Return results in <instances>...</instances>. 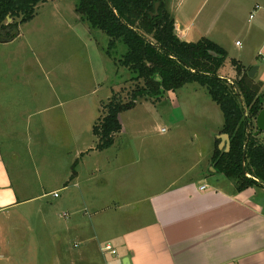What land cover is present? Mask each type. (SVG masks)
Segmentation results:
<instances>
[{
	"label": "rangeland",
	"instance_id": "374dc122",
	"mask_svg": "<svg viewBox=\"0 0 264 264\" xmlns=\"http://www.w3.org/2000/svg\"><path fill=\"white\" fill-rule=\"evenodd\" d=\"M79 1L46 0L32 20L17 21L13 41L0 40V143L4 154L15 151L7 155L8 161L21 166V184L26 187L21 199L36 198L21 205L19 213L20 243L12 248L21 250V264H82L78 257L88 244L70 227L79 221L90 232L91 209L84 208L79 190L72 187L76 178L80 190L94 188L88 180L104 175L110 176L113 187V179L121 178V171L139 168L145 155L157 162L163 159L171 177H197L207 162L211 164L217 134L223 135L218 106L205 88L193 83L156 99L136 100L118 115L121 132L113 145L97 151L92 126L104 105L114 94L128 102L137 86L130 80L132 74L116 62L126 51L124 45L118 43L108 56V37L77 12ZM170 1L173 15L179 9L176 18L190 27L189 42L216 38L217 30L210 33L209 10L216 0ZM225 3L220 0L219 6ZM245 18L242 14L243 25ZM223 36L229 44L243 43L235 30L226 29ZM228 60L218 75L232 85L239 76ZM259 142L264 144V134ZM219 150L224 152V147ZM91 245L94 261L107 257L98 253L94 241Z\"/></svg>",
	"mask_w": 264,
	"mask_h": 264
},
{
	"label": "crops",
	"instance_id": "0c3cea01",
	"mask_svg": "<svg viewBox=\"0 0 264 264\" xmlns=\"http://www.w3.org/2000/svg\"><path fill=\"white\" fill-rule=\"evenodd\" d=\"M163 3L175 21L176 36L191 43L189 25L176 18L179 9L173 10L174 16L171 1ZM219 5L216 0L209 9L210 33L217 30L216 38L202 39L221 48L226 59L240 65L247 75L255 67L252 79L260 85L259 94L264 98V0H226L225 6ZM225 28L237 31L243 43L229 44L223 36ZM220 136L218 133L215 138L217 147L225 151L227 142ZM2 148L0 143V262L19 264L21 250L12 247L20 243L21 205L36 198L21 199L26 191L21 184V166L8 161L7 155L15 151L4 154ZM157 160L145 155L139 168L121 171V178L112 176L113 187L109 175L89 179L96 186H81V190L75 179L73 189L79 190L84 208L91 209L90 232L79 221L70 227L88 244L78 257L80 263L264 264V186L238 192L233 181H223L224 176L210 162L197 177L185 178L187 173L171 177L170 171L164 170L163 159ZM93 241L98 253L110 245L116 255L107 253L101 262L94 261Z\"/></svg>",
	"mask_w": 264,
	"mask_h": 264
},
{
	"label": "trees",
	"instance_id": "16d2710c",
	"mask_svg": "<svg viewBox=\"0 0 264 264\" xmlns=\"http://www.w3.org/2000/svg\"><path fill=\"white\" fill-rule=\"evenodd\" d=\"M45 1L0 0V40L13 41L18 35L17 21L32 20L37 6ZM158 1L157 16H153ZM77 12L91 28L108 37V56L118 43L124 45L126 51L116 62L132 74L130 80L137 86L128 102L114 94L104 105L102 116L92 126L97 151L113 145L121 132L118 115L134 107L136 100L156 99L165 91L175 92L195 83L205 88L218 106L223 117L220 133L229 137L228 152L220 151L215 140L212 167L233 181L238 192L264 186V144L259 142L260 135L253 136L264 98L258 94L260 85L240 65L233 63L239 76L234 84L221 79L218 70L226 59L225 52L207 39L197 43L179 40L163 0H80Z\"/></svg>",
	"mask_w": 264,
	"mask_h": 264
},
{
	"label": "water",
	"instance_id": "95a60500",
	"mask_svg": "<svg viewBox=\"0 0 264 264\" xmlns=\"http://www.w3.org/2000/svg\"><path fill=\"white\" fill-rule=\"evenodd\" d=\"M160 6V1L156 2L154 5V14L153 16H157V12ZM256 72V68H253L250 70V72L248 73V77L249 78H253L254 74ZM260 134H264V103L262 105L261 110L258 112V115L255 119V132L253 133L254 137H257ZM220 139H222L223 141L227 142V145L225 146V152L229 151V137L227 135H221ZM124 263V262H123Z\"/></svg>",
	"mask_w": 264,
	"mask_h": 264
},
{
	"label": "built area",
	"instance_id": "2783aa9c",
	"mask_svg": "<svg viewBox=\"0 0 264 264\" xmlns=\"http://www.w3.org/2000/svg\"><path fill=\"white\" fill-rule=\"evenodd\" d=\"M237 45H238V44H237ZM201 189H204V187H202ZM53 196H54V197H57V193H54ZM101 251H102V253H110V254H112V255H116L115 250H113V249L111 248L110 245H106L105 247H103V248L101 249Z\"/></svg>",
	"mask_w": 264,
	"mask_h": 264
}]
</instances>
